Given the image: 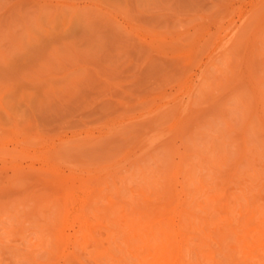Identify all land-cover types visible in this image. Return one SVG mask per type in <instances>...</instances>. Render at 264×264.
<instances>
[{
  "label": "rangeland",
  "instance_id": "rangeland-1",
  "mask_svg": "<svg viewBox=\"0 0 264 264\" xmlns=\"http://www.w3.org/2000/svg\"><path fill=\"white\" fill-rule=\"evenodd\" d=\"M162 262L264 264V0H0V264Z\"/></svg>",
  "mask_w": 264,
  "mask_h": 264
},
{
  "label": "bare ground",
  "instance_id": "bare-ground-1",
  "mask_svg": "<svg viewBox=\"0 0 264 264\" xmlns=\"http://www.w3.org/2000/svg\"><path fill=\"white\" fill-rule=\"evenodd\" d=\"M162 260V258L160 259V258H157L156 259V262H160ZM161 264H164L163 262L161 263Z\"/></svg>",
  "mask_w": 264,
  "mask_h": 264
}]
</instances>
